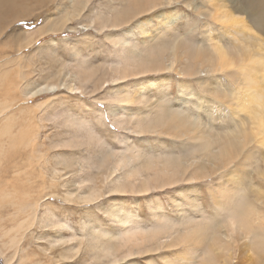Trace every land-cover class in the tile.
Masks as SVG:
<instances>
[{"label": "rangeland", "instance_id": "obj_1", "mask_svg": "<svg viewBox=\"0 0 264 264\" xmlns=\"http://www.w3.org/2000/svg\"><path fill=\"white\" fill-rule=\"evenodd\" d=\"M113 1L75 0L72 3L71 0H20L18 2L15 0L16 5L12 6L13 8L4 7L8 8L4 11L1 9L3 7H0L3 11L0 10V17L3 18L0 20L6 23L3 25L0 21V104H11L0 118V127L4 128L3 137L0 140L5 141L3 142L4 152L0 155L2 157H0V264H69L71 260L77 258L72 254L70 258L64 259L61 253L72 247L78 248L82 239L83 246L86 245L85 250H81L80 258L76 261L84 262L82 264H97L92 261L95 256L93 240H100L101 244L106 246L104 247L106 250L101 252L99 257H107L111 254L108 258L114 259V252L118 253L120 260L107 264H183L184 259L190 255L193 261L196 260L197 251L190 252L183 247L170 246L165 238V232L161 230L159 234L162 236L161 241L165 242L163 245L159 243L148 248L141 245L142 248L134 254L129 253L127 247L120 245V241L117 242L114 239L127 234L123 225L126 219L132 221L130 225L134 231L150 232L165 227L161 222L163 220H179L182 217V208L194 216L198 215V212L193 213L189 206L193 199L197 201L195 203L200 204L207 215L218 216L221 221L227 219V214L217 212L214 202V196L217 193L213 190L218 189L216 174H210V177L193 183V186L184 182L164 189L152 188L147 192H143L140 187H135L133 190L130 186L131 189L126 188L129 192L125 193L120 191L118 186H113L106 181L109 170L104 168V162L106 160L110 162L111 155H121V152L126 150L125 144L135 148L138 154L130 155L129 161L149 160L158 156L152 155L154 153L169 152L177 154L173 156L182 158L179 154L190 149L188 143L183 144L178 135L170 132L168 128H162L160 133L150 131L135 133L131 129V125L136 121H143L145 116L150 114L152 118L158 113L157 100L161 96L164 99L167 98L173 107L186 108L195 116L197 115L196 117H200L205 127V129L202 128L203 130L241 131L244 125L250 126V130L242 138H245V143L247 142L245 151L250 145L263 141L264 135L257 129L256 121L249 124L256 114H261L264 119V109H260L259 106H251L250 109L254 110L251 113L244 112L238 117L235 115L236 123L231 119L235 107L228 105L225 98L222 102L226 108L224 112L222 110V114L218 112L213 114L206 110L208 100H215L213 92H216V89L213 86H218L222 90L229 88L226 86L229 85L226 72H209V75L204 72L199 75L200 68L197 67L198 76L196 74L190 76L188 73L180 74L181 68L176 64L173 70L157 72L150 70L129 75L117 84L112 81L120 66L130 64L129 54L134 53L133 60L136 62L139 59L138 53L144 48L145 38L165 27L163 18L158 15L163 11L174 10L180 15L172 27L183 37H188L190 44H195L199 48L204 46L208 48L213 40L217 42L222 38L223 42L220 41L226 46V39H228L224 30L226 23L223 21L219 23L220 20H218L221 9H217L211 0H190L192 2L190 6L182 0L173 1L170 5L163 4L154 10L151 9L145 12V15L142 14L144 17L139 15L122 23L119 27H104L109 20L123 16L118 14L127 2L120 4L121 1ZM77 2L85 4L87 2L84 10L79 11L78 17L69 19L64 28L61 26L57 29V24L60 25L62 17L68 12L75 11ZM29 13L31 15L27 18L12 21L13 17L19 14ZM97 16L104 18L103 26H98ZM143 18L151 20L147 30L150 31L149 34H144L138 26ZM8 23V30L2 31L1 27L7 28ZM88 24L91 25L88 26ZM26 36L28 42L23 39ZM154 45V43L151 45L152 50L162 47V45ZM189 58L190 60L183 56L182 66H185L187 62L199 65L195 63L192 56ZM217 67L219 65L215 66ZM91 69L95 73L92 80L95 84L83 81L81 84L83 86H80L81 81H78L74 74L84 77L92 71ZM59 79L60 84L72 80V84H79V87L85 90L71 92L66 87H61L58 92L47 91L35 97L27 96L28 91ZM201 79H206L211 86L203 88L199 83ZM184 80H189L190 96L181 107L180 100L183 98V92L180 90V85ZM55 83L59 84V82ZM119 94L127 95V101L123 103L125 123L118 121L122 116V105H115L105 100ZM252 95L251 93L243 94L246 99ZM42 103L44 105H41ZM213 103L211 102V105ZM28 106L32 108L28 114H22L5 122L6 114L8 116L18 112L21 114L20 111ZM209 113L212 116L209 117ZM129 115L133 117L129 118ZM7 130L10 133H5ZM26 137L32 138L29 146L24 144L28 141ZM85 144L91 147L83 148ZM259 154L257 152V156ZM259 157L257 168L264 170V156L261 154ZM238 162L239 159H236L231 163L236 177L239 176L237 178L241 179V184H249L254 186V190L263 191L264 180L258 178L256 168H240ZM124 173V170L118 172L122 180ZM27 174L36 179L38 184L33 187L29 184L25 185L24 178ZM246 180L249 181L243 182ZM44 186L45 188H42ZM250 186H247L245 190ZM32 188H37L44 194H50L53 191L57 195H49L40 202L42 205L38 206L36 224L27 231L17 248H8L7 232L21 216H17L16 222L13 223L12 218L15 216L13 212L16 209L8 204L6 198H13L18 203L27 192H35ZM222 188L228 190L230 194H236V187L227 180L223 182ZM91 190H95L99 198L90 203H76V198L71 201L65 195L66 193L79 195ZM248 195L250 201H256L252 192H248ZM26 199L28 202L31 200L25 197V201ZM114 210L119 217L113 215ZM45 217L55 222L65 223L64 231L58 232L59 228L52 229L45 224L42 226L41 223L45 221ZM124 217L126 218L121 219ZM94 225L100 235L93 239L95 232L91 227ZM45 234L50 236H40ZM39 236L41 240L37 239L38 241L35 242ZM58 236L67 238L66 243L52 248L53 244L50 241ZM14 250L17 252L15 256H13ZM246 252L247 248L236 255L240 259L239 264H251L250 261L252 264H258L252 259L248 261ZM6 258H10L9 263Z\"/></svg>", "mask_w": 264, "mask_h": 264}, {"label": "bare ground", "instance_id": "obj_2", "mask_svg": "<svg viewBox=\"0 0 264 264\" xmlns=\"http://www.w3.org/2000/svg\"><path fill=\"white\" fill-rule=\"evenodd\" d=\"M18 1L20 0H17V2ZM74 1L75 0H71L72 3H74ZM117 1H121V3L118 2L120 4L127 2L123 8L124 10L122 9L123 11H119L118 14L123 16L116 17L111 21L109 20L104 27H119L122 23L128 22L139 15H145V12H149L151 9L154 10L160 5H170L173 1L179 2L180 0ZM182 1H184L188 6L192 4L190 0ZM211 2L214 3L217 9L222 10L218 20H220L219 23H221V21L226 23L224 29L226 32V38H228H225L227 40L226 46L222 44V36L220 37L222 42L220 40L217 42L213 40V42L211 41V44L209 43L210 49L209 47H205L204 44V47L200 48L196 47L195 44H190L191 41H189L188 37H183L181 33L174 31L172 27L180 15L174 10L170 12L163 11L158 15H161L163 18V26L165 27L158 30L156 34L145 38L144 48L138 53L137 56H139V59L136 62L133 60L134 53L129 54L128 57L130 60L128 61H130V64L120 66L113 76L112 81L117 84L129 77V75L141 74L150 70L156 72L161 70H173L176 64L181 68L180 74L188 73L190 76L197 73V67L200 68L198 69V71H200L199 75L204 72L209 75V72L221 71L226 72L227 74L229 85L226 86L229 88L222 90L218 86V88L213 86V88L216 89V92H213L215 100H208V105H206V110L208 112H212L213 114L218 112L219 114H222V110L224 112V108H226L222 102L223 98L226 99V103L228 105L235 107V112L232 113L233 115L231 118L234 123H236V119H234L235 115L238 117L241 113L247 112L248 114L254 111L250 109L251 106L253 107L254 105H257L260 109H264V0H211ZM86 4L84 2H77V8H75V11L73 13H66L64 17H62V22L59 20L61 23L60 25L57 24V29L61 26L64 28L67 21L72 17H78L80 14L79 11L84 10L83 8L86 7ZM14 5H16L15 0H0V7H12ZM3 8L1 9L4 11L8 9ZM28 8H30V6H28ZM30 15V13L19 14L18 16L13 17L12 21L27 18ZM144 15L141 17H144ZM100 16H97V23L99 24L98 26H103L104 18L102 17L103 19H101ZM6 20L7 19H5V21ZM0 21L3 22V20ZM6 22H8V20ZM150 22V19L143 18L138 25L141 29L140 31L144 34H149L150 31L147 30ZM4 24L6 23L3 22V25ZM91 24H88V26ZM8 25L9 23L7 26ZM84 26H86V24ZM8 28L9 26L7 28L5 26L1 27L2 31H6ZM23 39L28 42L27 36L25 38L23 37ZM153 43L155 44L154 46L162 45V47L152 50L151 45ZM148 49L150 50L144 54V52ZM183 56L189 60V56H192V58L196 61L195 63H199V65H195L194 63L192 65L189 64L190 62H187L185 66H182V63L184 62ZM217 65H219V67L215 68ZM94 75L95 73L92 70L85 74L84 77L77 74H74V77H76L78 81H81L80 86H83L81 85L83 81H85V83H91L92 80H94ZM240 79L242 81L239 82ZM55 82H59V84ZM55 82L47 83L28 91L27 96L35 97L47 91L58 92L61 87H66L71 92L85 90L80 88L79 84H72V80L61 84L60 79ZM92 83H94V81ZM199 83L203 88L211 86L206 79H201ZM180 90L183 92V98L180 100V106L182 107V104L185 103L190 96L189 80H184L181 83ZM244 93H251L253 95L246 99L243 96ZM218 96H222V99H217ZM105 100L112 102L115 105H122V116L121 119H118V121L125 123L126 121H124L125 116L123 109L125 106H123V103L127 101V95L119 94ZM211 102L214 103L211 105ZM157 104L158 113H156L152 118H150V114L145 116L143 121H136L131 125V129L135 133H144L148 131L152 133H160L162 132V128H168L170 132L178 135L183 144L188 143L190 149L188 148L187 152L179 154L182 155V158L180 156H173L177 154L169 152L166 154L154 153L152 155L158 156L149 160L136 159L135 161H129L130 155L138 154L135 148L128 147L125 144L124 146L126 150L121 152V155H111V159L109 158L110 162H107V160L104 162V168L109 170V175L106 177V181L113 184V186H118L120 191H124L125 193L129 192L126 188H130V186L133 187V190L135 187H140L143 192H147L152 188L164 189L166 187L184 182L193 186V183L210 177V174H216L218 189L214 188L213 190L217 193V195L214 196V202L217 212L227 214V219L225 221H221L218 216L207 215V213L201 209L200 204L195 203L196 200L192 198L193 200L189 206L193 213L198 212V215L194 216V214L182 208V217L179 220H163L161 222L165 227L155 229L150 232H145V230L134 231V228L130 225L132 221L126 219L123 225L125 226L127 234L114 238L116 239L115 241H120V245L127 247L129 253L134 254L139 250V248H142L140 247L141 245L144 247L146 246V248L155 246L159 243L163 245L165 242L161 241L162 236L159 234V230H161L165 232V238H167V242L170 246H179L188 249L190 252H198L195 261L191 259L192 256L190 255L184 259L183 264H194V262H197V264H239L240 259H238L236 255L246 248L248 261L252 259L253 262L264 264V190L257 191L253 189L254 186H250L249 184L242 185L240 182L241 179H238L239 176H237L238 178L236 177V172L232 166L233 160L239 159L238 164L240 168H256V171H258V178L264 177V170L257 168L258 159H260L259 156L261 154L264 156V138L263 141H258V144L250 145L249 149L245 151L247 142L245 143V138H242L246 136L247 131L250 130V126L244 125L241 131L236 129H232L231 131H212L210 129L203 130L202 128L205 129V127L202 125L200 117H196L197 115L195 116L191 110H187L186 108H175L167 101V98L164 99L162 96L157 100ZM41 105H44V103ZM10 107L11 104H0V118L3 117V114ZM31 110V106H28L20 111L21 114H19V112L11 114L10 116L6 114V117H4L5 122H8L12 118L21 116L22 114H28ZM229 114L231 115V112H229ZM210 116H212V114L209 113V117ZM132 117L133 115H129V118ZM254 121L257 123V129L261 130L264 135V119L262 115L256 114V116L250 120V123H248L251 125ZM3 129L0 127V139L3 137ZM8 130L5 133H10ZM26 138L28 141L24 144H28L27 146H29L32 138ZM3 142L5 141L0 140V155L4 152ZM257 152L260 153L258 156ZM120 170L125 171L123 180L118 176V172ZM15 173L17 172L15 171ZM116 174L117 176H115ZM117 177H119V179H116ZM24 180L25 185L29 184L33 187L38 184L36 179L32 178L29 174H27V177L24 178ZM226 180L236 187L237 195L230 194L228 190L222 188V184ZM249 180L243 182L247 183ZM247 186H250V188L245 190ZM42 188H45V186ZM32 190L35 192H27L18 203L15 202L13 198H6V200H8V204H11V206L16 209L13 212L15 215L12 218L13 223L16 222L17 216H21L7 232V236L9 237V242L7 244L8 248H17L22 242V239H24L27 231L36 224L38 220L37 213L40 202H43L45 197L49 195H57L53 191L50 192V194H44L41 193V191L39 192L37 188H32ZM45 190H47V188ZM113 190L114 188L112 191ZM248 192H252L253 198L256 200L255 202L248 199ZM65 195L71 201L73 198H76V203H90L99 198V195L95 190L80 193L79 195H74L72 193H66ZM25 197L31 200L28 202L26 199L25 201ZM2 198L5 199L4 197ZM113 215L119 217L115 210L113 211ZM125 218L126 217L121 219ZM44 220L45 221H42L41 223L42 226L45 224L46 227H50L52 229L59 228L57 229L58 232L64 231L63 227L66 226L65 223L61 221L55 222L47 217H45ZM91 228L95 232V235L92 237L94 239L95 236L100 235V232L97 231L95 225ZM40 236L46 237L50 235L45 234ZM40 236L36 238L35 242L38 241L37 239L41 240ZM66 240L67 238L58 236L54 240L50 241V243L53 244L52 248H55L63 243L65 244ZM83 244L84 240L82 239V243L78 248L72 247L68 251L65 250L61 253V256L64 259H68L72 254H74L77 259L71 260L75 261L73 264L84 263L76 262L80 258L79 254L85 250L86 245L83 246ZM93 244L95 245V248L93 249L95 256L94 259L92 258V261L97 264L113 263L120 260L117 255L118 253L116 254L115 252L114 259L108 258L111 254H108L107 257H99V254L106 250V248H104L106 246H103L100 240H93ZM15 255H17V252L14 250L13 256ZM6 260L8 263L10 262V258H6ZM71 261L69 264H72ZM250 263L252 264L251 261Z\"/></svg>", "mask_w": 264, "mask_h": 264}, {"label": "snow or ice", "instance_id": "obj_3", "mask_svg": "<svg viewBox=\"0 0 264 264\" xmlns=\"http://www.w3.org/2000/svg\"><path fill=\"white\" fill-rule=\"evenodd\" d=\"M73 94H77V93H73ZM217 99L221 100L222 99V96H218ZM89 147H91V146L90 145H87V144H85L83 146V148H89ZM262 179H264V177H262Z\"/></svg>", "mask_w": 264, "mask_h": 264}]
</instances>
